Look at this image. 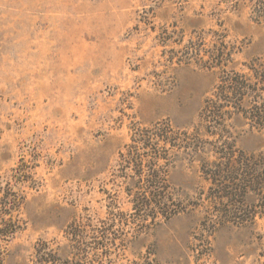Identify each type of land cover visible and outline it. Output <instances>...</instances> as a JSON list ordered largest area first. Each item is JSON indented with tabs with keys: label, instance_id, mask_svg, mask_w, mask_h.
Returning a JSON list of instances; mask_svg holds the SVG:
<instances>
[{
	"label": "rangeland",
	"instance_id": "rangeland-1",
	"mask_svg": "<svg viewBox=\"0 0 264 264\" xmlns=\"http://www.w3.org/2000/svg\"><path fill=\"white\" fill-rule=\"evenodd\" d=\"M234 3L0 0V180L6 189L25 176L15 188L26 198L25 227L0 244L4 264H65L73 222L84 225L87 259L99 258L102 232L127 240L105 264L148 250L156 264H264V217L209 230L208 184L194 157L170 156V190L186 210L155 228L132 209L137 176L120 158L137 128L198 122L217 74L177 59L188 41L211 49L219 38L234 47L238 69L264 54V23L250 18L248 0ZM231 123L239 148L264 151L263 131ZM50 250L54 262L43 259Z\"/></svg>",
	"mask_w": 264,
	"mask_h": 264
},
{
	"label": "trees",
	"instance_id": "trees-1",
	"mask_svg": "<svg viewBox=\"0 0 264 264\" xmlns=\"http://www.w3.org/2000/svg\"><path fill=\"white\" fill-rule=\"evenodd\" d=\"M239 1L235 0L233 6L239 5ZM248 2L250 18L264 23V0ZM201 41H188L181 48L182 54L177 56L180 62L192 60L217 74V82L204 99L198 122L176 129L169 122L164 128L156 124L137 128L127 145V153H120L122 162H133L132 176H137V189L133 193L132 209L138 213L145 211L142 219L147 228H155L186 210L173 195L168 181L170 156L179 153L197 160L199 173L208 184L202 199L208 208L204 220L211 224L209 230L254 222L257 215L264 217V151L242 150L231 131L232 120L242 118L251 128L264 132V54L243 62L244 68L238 69L232 63L233 46L221 43L218 38L213 40L211 49H207ZM140 149H144L143 152ZM14 177L13 185L7 182L6 189L0 180V244L9 242L25 227L19 215L26 202L25 194L15 188L25 176ZM142 181L146 182L145 187L140 185ZM249 193H254L252 201L246 200ZM83 226L73 222L66 231L67 251L71 255L65 264H105L111 263L112 255L119 257L127 240L121 238L118 245V236L105 231L95 241L99 258L89 256L87 259V250L79 243V238L84 236ZM107 240L113 246L104 244ZM43 257L46 262H54L56 254L50 250ZM139 258L141 260L125 264H156L149 250ZM0 264H4L1 257Z\"/></svg>",
	"mask_w": 264,
	"mask_h": 264
}]
</instances>
